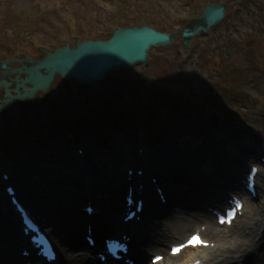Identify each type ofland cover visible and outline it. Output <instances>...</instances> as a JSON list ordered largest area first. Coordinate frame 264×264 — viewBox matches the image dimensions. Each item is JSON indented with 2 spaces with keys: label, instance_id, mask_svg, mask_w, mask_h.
<instances>
[{
  "label": "rangeland",
  "instance_id": "1",
  "mask_svg": "<svg viewBox=\"0 0 264 264\" xmlns=\"http://www.w3.org/2000/svg\"><path fill=\"white\" fill-rule=\"evenodd\" d=\"M162 1L164 0H0V58L12 55L14 49L19 48L38 60L41 58V48L54 50L68 44L75 46L77 38L81 41L97 40L102 34L104 37L101 39L108 40L115 29L112 26L114 19H124L126 14L137 13L140 14L139 17H150L159 23H167L169 20L168 24L171 26L166 32L175 33L182 31L192 20L201 16L202 4L205 2L227 3L229 0H205L203 3H197L198 0H167L166 10L173 16L172 20L160 8ZM241 1L242 10L234 17L232 33L228 32L232 25L224 22L219 28L215 27L211 31L213 34L209 39L206 35L194 37L190 48L185 47L183 37L179 33L173 46L151 50V64L148 68L140 64L131 69L115 70L103 83L93 84L84 90L90 94V99L81 96L82 89L77 81L66 82L59 77L50 96L40 94L36 104L27 101L22 103L23 105H13L11 112L5 116V123L0 122V146L1 149L8 151L5 158L0 157V177L4 168H8L12 173L16 171L20 186L24 184L28 186L30 181H25L24 171L25 173L27 169L31 171V165L49 163V159H52L53 164L49 165L52 167L67 168L70 166L65 165L67 160H71L70 164L77 162L73 166L78 165L81 160L76 157L78 150L67 151L66 155L69 157L60 163L59 159L63 158L61 152L51 158L47 154V151H51L50 148L45 151L41 145L40 151L39 147L35 150L36 148L31 146L41 142L40 139L50 135V132L57 130V133H60L63 128L61 126L67 124L70 133L78 137V144L81 147L85 131L90 130V135L94 136L101 133L100 128H107L104 125L105 121H102V126L97 130L92 121L87 124L79 123L80 115L90 110L96 114L99 111L104 117L116 116V120L109 117L112 125L127 131L128 138L124 134L125 139L122 138L124 140L121 141L135 142L134 157L143 141L149 145L146 139L147 135L151 134L148 132L150 126L156 129L155 126L161 121H167L165 125L175 124L171 119L170 104L167 103L169 98L162 101L163 90L169 86L172 90L176 89L177 94L171 95L177 102L181 91H188L195 105L193 100L197 102L200 94L204 93L203 90H207L206 97L200 102L209 107L210 111L213 108L223 109V113L217 116L223 126H213L207 133L208 128H199L204 124L209 125L202 121L194 124L199 131L192 129L194 126L192 124V130L186 134L184 126L179 138L174 139L169 135L171 141L177 143L172 147L194 144L197 140L199 143L202 142V146H208L200 147L202 152L211 153L216 160L222 159L220 165L224 166L215 168V175L220 179L229 178L230 173L227 172L233 163L239 164L241 154H250L252 157L251 160H244L245 171L246 167L259 163L255 151L260 150V153L264 154V0ZM231 6L232 4L229 7V16L232 15ZM15 66L17 65L13 67ZM101 86L107 89L106 95H100L98 92ZM141 88L143 91H140ZM68 92H75V99H69ZM47 104L49 108L46 107ZM142 123L147 124V130ZM102 133L107 134V131ZM191 133H193L191 139H185ZM223 135L232 146H236L240 155L239 160L235 159L237 157L232 152L226 151ZM101 139L105 138L101 137L100 141ZM117 140L116 136L112 138L115 143L112 155L122 146L120 140ZM92 141L95 143V137ZM211 142L214 143L211 145ZM166 143L168 142L160 144V148L155 151L150 150L152 162L156 154L164 147H169L168 144L165 145ZM178 144L180 146H177ZM222 144L225 149L222 148ZM75 145L76 143H73L72 148ZM246 145H249V150L245 149ZM206 153L202 154L208 156ZM259 167L261 169L257 184L259 195L256 199L249 197L246 200L247 204L258 206L259 213L264 215V164ZM245 171L241 178L244 187ZM225 173L226 175H223ZM36 205L40 206L39 203ZM245 213L252 214V206ZM242 219L243 217L236 224ZM203 228L204 226L201 227ZM232 228L234 229V226ZM192 231L193 229L184 237ZM244 236L248 241L247 246L253 248V252H256L263 243L262 237L257 236V233L249 232Z\"/></svg>",
  "mask_w": 264,
  "mask_h": 264
},
{
  "label": "bare ground",
  "instance_id": "2",
  "mask_svg": "<svg viewBox=\"0 0 264 264\" xmlns=\"http://www.w3.org/2000/svg\"><path fill=\"white\" fill-rule=\"evenodd\" d=\"M152 87L156 88V86ZM140 91H143V88ZM68 93L69 99H75V92ZM88 98L90 99V94L87 95ZM46 107L49 108V104ZM193 109V104H184L171 114V119L179 122L181 119L185 120L186 125L202 122L203 120L199 118L193 119ZM83 113L79 117V123L87 124L92 121L97 130L102 126V121H105L104 125L117 137L120 136L118 141L122 146L112 155L113 148L107 145L108 149L105 150L108 153H105L101 145H95L92 141L93 136L90 135V130L85 131L83 134L86 138L83 137L81 148L86 157L79 169L73 172L72 169L63 170L52 168V166L44 168L41 164L31 165L30 183L28 186H22V191L29 198L28 205L32 208L31 211L40 223L48 228L62 248L61 259L56 264H101L95 254L103 249L104 238L112 233L115 227L124 229V234L130 238L128 258L135 261V264H144L147 256L155 251L164 256L159 264H168L174 259L178 262L176 264H190L198 260L204 261L205 264H264V215L259 213L257 206L253 207L254 214L245 216L237 229L217 228L214 221L216 219L214 212L229 206L228 200L232 199L231 194L238 197L237 195L246 192L242 187L241 178L245 171L244 160H251L250 155L245 153L240 156L231 148H227L226 151L232 152L237 157L235 159L239 160L240 156L241 161L239 164L233 163L232 168L227 172V174L230 173L228 179H220L215 175V168L224 166L220 165L222 159L216 160L211 157L212 155L204 156L202 153L205 152L200 150L202 148L199 149L198 144L172 147L177 143L172 142L170 137L177 139L179 135L175 131L176 126L170 124V129L165 133L170 137L158 139L162 144L167 141L165 145L168 144L169 147H164L160 153L156 154L154 162L150 161V164L145 167L144 177H134L133 181H129L130 176L125 172L133 163L123 165L121 157L133 150L134 141H121L125 139L124 135L120 134L121 127L119 130L113 127V122L109 118L116 120L115 115L104 117L99 111L96 114L93 110ZM142 124L144 127L147 126L146 123ZM195 126H192L193 129L198 128ZM213 126L204 124L199 128H208V133ZM156 132L164 134V131L160 132L158 128ZM53 133L54 131L50 132V134ZM191 136L193 134L186 136L185 139ZM122 137L124 139H121ZM124 143L127 144L124 145ZM245 149L249 150V145H246ZM59 151L60 148H53L49 152V157L54 158ZM5 153L7 152L0 149V157L5 158ZM48 161L51 162L52 159ZM121 166H123L122 169H120ZM152 175L156 177L159 175L157 184L169 198L167 205L157 200L154 192L156 184L148 179ZM137 181L144 185L142 190L138 189V197L145 202V209L141 215V221L125 223L120 221V217L127 210V203L124 201L125 191L135 186ZM34 197L38 201L34 200ZM0 199L4 197L0 195ZM36 203L40 204L39 208L35 205ZM89 203L96 209V213L92 216L81 209ZM0 212V264H26V258L20 255L19 250L23 247L31 248V245L21 235L10 209L8 208L7 213L1 210ZM199 225L206 226L202 233L204 240L209 242L207 240L209 238L210 242H216L217 252L210 254L195 249L196 252L193 253L189 248L176 257L166 253L168 245L174 240L181 239ZM89 227L96 237V248H91L84 240ZM247 232H256L257 236L262 237L263 243L259 245L260 248H257L256 252L247 246L248 241L244 236ZM226 247L227 249L224 250ZM244 247L247 248L243 250ZM183 257H186L185 260H182Z\"/></svg>",
  "mask_w": 264,
  "mask_h": 264
},
{
  "label": "water",
  "instance_id": "3",
  "mask_svg": "<svg viewBox=\"0 0 264 264\" xmlns=\"http://www.w3.org/2000/svg\"><path fill=\"white\" fill-rule=\"evenodd\" d=\"M226 10V4H210L199 19L175 34L157 31L150 26L118 28L108 41L78 39L75 47L67 45L54 51L43 49L44 56L41 60L28 57L26 61L29 66L12 71L19 75L25 74L22 82L19 77L15 80V90L9 88V83L1 82V87L6 91V106L0 110L8 112L14 101L35 102L40 92L49 95L57 76L66 82L75 80L82 88H89L93 84L104 82L114 70L130 69L139 64L148 67L153 48L173 46L179 33L189 47L193 37L207 33L210 28L220 24ZM3 68L6 69L7 66L3 65ZM9 73L7 74L10 75Z\"/></svg>",
  "mask_w": 264,
  "mask_h": 264
},
{
  "label": "flooded vegetation",
  "instance_id": "4",
  "mask_svg": "<svg viewBox=\"0 0 264 264\" xmlns=\"http://www.w3.org/2000/svg\"><path fill=\"white\" fill-rule=\"evenodd\" d=\"M19 52V53H18ZM23 56V57H20ZM27 53L23 52L22 50H15L12 55L9 56H2L0 58V82L2 80H5L8 83H11L12 88L15 87V82L12 83V81L17 77V74H10L9 72L14 71L15 69L22 68L23 66H27L28 64L24 62L27 58ZM3 64H7V69L3 68ZM14 65H17L13 67ZM9 73V76H5V74ZM3 77V79H1ZM21 79L24 78V76L20 77ZM0 101L4 100L5 92L0 86Z\"/></svg>",
  "mask_w": 264,
  "mask_h": 264
},
{
  "label": "trees",
  "instance_id": "5",
  "mask_svg": "<svg viewBox=\"0 0 264 264\" xmlns=\"http://www.w3.org/2000/svg\"><path fill=\"white\" fill-rule=\"evenodd\" d=\"M109 1V0H107ZM167 0H164L162 2H160V8H161V5L163 3H165ZM125 12L129 13L128 10H125ZM125 18L124 19H114V25H112L114 28L116 27H120V28H130V27H138V26H143V25H151L155 28H157L158 30H168V28L171 26L168 24V22H170L168 20L167 23L165 22H162V23H159L158 21H154L152 20L150 17H139L140 14H126L124 15ZM103 35V34H102ZM100 35V37L102 36ZM98 139L100 138L99 136H96Z\"/></svg>",
  "mask_w": 264,
  "mask_h": 264
},
{
  "label": "snow or ice",
  "instance_id": "6",
  "mask_svg": "<svg viewBox=\"0 0 264 264\" xmlns=\"http://www.w3.org/2000/svg\"><path fill=\"white\" fill-rule=\"evenodd\" d=\"M224 222H229L230 221H225V220H221V223H224ZM201 244H204V241H202V239L200 238L199 235H196V236H193L188 242H187V245H181L180 247H177V248H174L173 249V254H178L181 249L185 246H188V245H192V246H195V245H201ZM206 246V245H205Z\"/></svg>",
  "mask_w": 264,
  "mask_h": 264
}]
</instances>
